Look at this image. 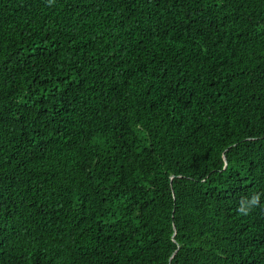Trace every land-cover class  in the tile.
<instances>
[{
    "label": "trees",
    "instance_id": "trees-1",
    "mask_svg": "<svg viewBox=\"0 0 264 264\" xmlns=\"http://www.w3.org/2000/svg\"><path fill=\"white\" fill-rule=\"evenodd\" d=\"M0 264H264V0H0Z\"/></svg>",
    "mask_w": 264,
    "mask_h": 264
},
{
    "label": "clouds",
    "instance_id": "clouds-1",
    "mask_svg": "<svg viewBox=\"0 0 264 264\" xmlns=\"http://www.w3.org/2000/svg\"><path fill=\"white\" fill-rule=\"evenodd\" d=\"M260 205V194H253L250 198L241 200L237 212L241 215L247 216L256 206Z\"/></svg>",
    "mask_w": 264,
    "mask_h": 264
}]
</instances>
